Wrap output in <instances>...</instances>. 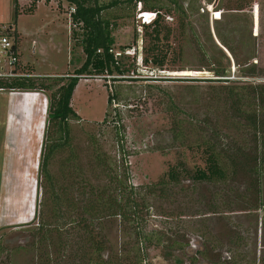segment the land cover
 Masks as SVG:
<instances>
[{"label":"rangeland","instance_id":"rangeland-1","mask_svg":"<svg viewBox=\"0 0 264 264\" xmlns=\"http://www.w3.org/2000/svg\"><path fill=\"white\" fill-rule=\"evenodd\" d=\"M178 1L181 7L171 0H119L101 13L111 21L114 49L132 53L117 59L124 74L80 76L71 100L80 119L69 120L68 143L51 156L47 177L41 172L44 154L59 140L57 127L48 125L53 92L62 84L55 80L67 81L84 64L83 29L73 21L69 0H0V23L15 24L20 33L24 72L54 85L0 91V264H44L46 251L51 264H68L67 256L57 263V236L47 246L31 245L41 219L55 220L50 188H103L127 165L128 183L143 196V188L171 168L189 171L165 197L151 200L145 228L155 238L161 233L186 245H151L147 264H192L193 258L213 264L230 252L234 233L247 238L251 258L264 264L263 217L249 210L254 199L243 197L254 191L249 176L233 173L229 160L225 182H195L191 175L209 166L201 143L218 152L254 146V133L230 97L241 92L249 98L241 87L264 83V0ZM141 11L157 14L145 21ZM252 64L258 75L246 76ZM214 65L227 68L230 82L188 79L220 78L207 70ZM248 98L242 108L253 112ZM109 232L113 253L134 242L123 228ZM69 238L66 255L80 249L78 238ZM205 246L215 249L203 258Z\"/></svg>","mask_w":264,"mask_h":264},{"label":"trees","instance_id":"trees-1","mask_svg":"<svg viewBox=\"0 0 264 264\" xmlns=\"http://www.w3.org/2000/svg\"><path fill=\"white\" fill-rule=\"evenodd\" d=\"M69 2L75 5V11L72 13L73 21L77 25H81L83 29L81 45L86 54V60L75 71L74 75L68 76L70 78L67 81L63 77L55 80L56 83L60 81L62 84L53 92L48 125L52 123L57 127L59 140L50 146L49 152L44 154L41 172H45L47 177L51 175L48 171L51 156L57 149L63 148L68 143L69 120L72 118L80 119L71 105L80 76L105 75V73L113 74L114 72L124 74L126 71V69H122L121 61L117 60L114 53L110 52V49L114 48L116 38L112 32L111 21L101 15L105 9L119 3V0L107 4L100 3L98 0H69ZM142 2L143 0H140V3ZM171 2L174 3L175 7H181L178 0H171ZM154 7L151 5V8ZM18 16L17 7L15 21H17ZM223 44L230 52L234 53L233 48L224 41ZM215 65L207 70L214 71L215 75L220 78L188 79L230 82L227 68L225 66L216 67ZM253 65L246 70V76L255 77L258 75V71ZM40 78L43 76L14 80L11 85L30 90L47 89L54 86L44 82L48 79ZM233 87H230L232 88L231 92L234 90ZM241 88L249 90V98L240 92L235 96L231 94L230 100H232V105L235 106L237 114L248 121L249 127L254 133V146L249 151L247 147H241L238 150L229 149L218 152L212 144L201 143L199 146H205L206 161L209 166L207 170L200 168L191 175L195 182L203 180L225 182L230 178L225 162L229 160L233 167L231 169L233 173L243 170L249 176V186L252 185L254 191L251 195L245 194L243 197L250 196V199H254L255 204L249 210L259 211L257 213L263 217L262 224L264 225V83H251L250 86ZM247 98L250 99L249 107L255 105L253 112H246L242 108L245 106ZM113 100V97L109 96V103H112ZM124 163H128L126 158ZM128 170L127 165L124 167L123 175L114 174L110 177V184L103 188H77V190L75 188H50L53 201L51 213L52 219L55 220L45 221L44 218L41 219L37 228L32 232L31 245L36 247L38 242L47 246L50 239L54 240L57 236V263L58 258L60 260V258L67 256L69 257L68 264H147L148 254L145 249L151 245L165 243L168 249L185 247L186 244L178 239L165 240L161 233H157L155 238L154 232H147L145 228L147 227V216H150V209L153 206L151 200L155 197H165L170 185L180 183L181 175L189 173V171L182 165L171 168L167 176L162 177L156 183L146 185L143 188L145 189L143 196L141 191L138 192L139 187L128 183L130 179ZM113 182L115 185L112 187ZM68 192L72 193V197L68 195ZM115 227L123 228L126 234H131L132 242L134 239L132 245L124 248L121 254L113 253L115 251L112 249L111 240L108 236L109 231ZM74 235L78 238L80 249L76 253L66 255V248L69 244L67 242L71 236L75 239ZM37 237L38 239H36ZM229 245L230 252L226 256L223 254L222 258L213 259V264H261V262H257L258 259L251 258L253 250H250V243L242 234L234 233L232 238H229ZM211 247L213 250L215 249V246ZM213 250H207L205 246L199 252L205 258ZM44 256L45 261L43 263L51 264L50 252L46 251ZM192 264H197L196 258H193Z\"/></svg>","mask_w":264,"mask_h":264},{"label":"built area","instance_id":"built-area-1","mask_svg":"<svg viewBox=\"0 0 264 264\" xmlns=\"http://www.w3.org/2000/svg\"><path fill=\"white\" fill-rule=\"evenodd\" d=\"M75 11V9L73 10ZM148 19V15H144ZM116 59L121 58L123 54H131V50L124 52L110 49ZM22 47L20 42V33L15 24L0 23V90H24L23 88L11 85L14 80L29 79L35 77L34 74L24 72L22 64ZM41 77V76H37ZM45 91V89H35Z\"/></svg>","mask_w":264,"mask_h":264},{"label":"flooded vegetation","instance_id":"flooded-vegetation-1","mask_svg":"<svg viewBox=\"0 0 264 264\" xmlns=\"http://www.w3.org/2000/svg\"><path fill=\"white\" fill-rule=\"evenodd\" d=\"M157 14V12H153V11H141L139 13V16H141L142 18H144L145 21H149V20H152V15H155ZM144 15H148V19H145L146 17ZM206 264H207V261H204Z\"/></svg>","mask_w":264,"mask_h":264},{"label":"crops","instance_id":"crops-1","mask_svg":"<svg viewBox=\"0 0 264 264\" xmlns=\"http://www.w3.org/2000/svg\"><path fill=\"white\" fill-rule=\"evenodd\" d=\"M0 91L2 92V91H6V90H0ZM2 108H3V106H0V110H1L0 112H2V111H3V109H2Z\"/></svg>","mask_w":264,"mask_h":264}]
</instances>
